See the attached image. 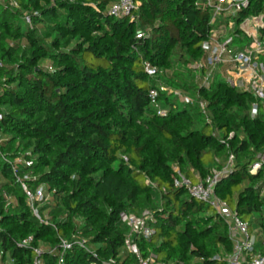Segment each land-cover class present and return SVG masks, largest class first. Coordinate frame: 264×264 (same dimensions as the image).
<instances>
[{"label":"trees","instance_id":"1","mask_svg":"<svg viewBox=\"0 0 264 264\" xmlns=\"http://www.w3.org/2000/svg\"><path fill=\"white\" fill-rule=\"evenodd\" d=\"M113 1L0 0V264H29L39 245L60 247L62 240L72 242L64 264H138L123 252L128 226L119 214L145 210L154 212V233L137 238L142 255L225 264L232 250L226 223L175 186L174 166L196 181L231 154L233 170L218 195L251 227L253 213L264 210L263 174L248 171L264 151V113L252 116V94L220 77L199 87L188 68L203 55L210 9L196 0H136L131 15L117 18L107 13ZM261 12L264 0H250L237 21ZM161 83L194 102L180 103ZM153 88L166 115L151 102ZM26 173L36 178L31 189L44 184L52 192L41 207L48 224L28 206L18 181ZM6 193L16 200L10 207ZM258 224L264 228V214ZM30 236L28 246L18 245ZM80 236L93 252L75 242ZM42 257L56 263L48 252Z\"/></svg>","mask_w":264,"mask_h":264},{"label":"built area","instance_id":"2","mask_svg":"<svg viewBox=\"0 0 264 264\" xmlns=\"http://www.w3.org/2000/svg\"><path fill=\"white\" fill-rule=\"evenodd\" d=\"M198 6L208 7L211 12V30L209 37L203 41L202 57L188 65L193 70L195 81L199 87H208L216 77L224 76L227 82L242 91L249 92L254 97L252 103V116H256L260 111L264 113V12L245 17L240 22L237 17L240 12L248 8L250 0H196ZM16 6L15 2L10 3ZM140 5L136 0H117L109 4L107 13L113 17L131 15L134 9ZM30 23V17H26ZM147 32L137 33V38H144ZM145 71L150 76L158 73L156 67L145 64ZM161 90H165L161 86ZM152 104L158 108L160 115H166L167 110L158 104L157 89L150 90ZM178 100L182 103H192L191 96L176 92ZM201 108L205 111L207 102H200ZM231 132L228 139L233 137ZM4 137L0 136V144ZM224 141V140H222ZM16 159L12 162L14 171L18 168ZM229 164L218 170L212 171L205 177L196 175V181L185 176L180 169L174 168L176 172L175 186L185 187L189 194L200 201L210 205L220 218L224 220L228 228L229 239L232 250L225 256V264H264V228L261 226L251 227L249 221L242 219L237 211L229 203L223 200L217 193V187L223 177L228 176L235 162V156H229ZM31 165L30 161H26ZM251 174L261 172L263 180L259 184V195L264 200V151L256 156L255 161L248 167ZM36 178L28 173L18 177V181L26 193L28 206L32 214L42 223L48 224L50 217L41 211V207L50 204L52 192L46 185L38 184L34 189L30 187V181ZM147 183L149 181L147 180ZM6 207L15 204V197L5 194ZM119 219L128 226V231L124 238L123 252L133 254L138 260V264H172L157 260L155 254L142 255L138 246L137 238L144 236L149 238L154 229L149 222L154 219V212L137 215L134 213L121 212ZM1 222V214H0ZM33 237L30 236L21 242L20 247L28 246ZM86 251L93 252L88 244V239L80 236L75 241ZM72 246V242L62 240L60 247H49L39 245L34 249L33 260L29 264H43L42 254L48 252L56 257L55 264H64V255L67 249ZM108 264H117L116 260L111 259Z\"/></svg>","mask_w":264,"mask_h":264},{"label":"rangeland","instance_id":"3","mask_svg":"<svg viewBox=\"0 0 264 264\" xmlns=\"http://www.w3.org/2000/svg\"><path fill=\"white\" fill-rule=\"evenodd\" d=\"M220 78L221 79H223V80H225V81H228V80H226L225 78L226 77H224V76H220ZM229 82V81H228ZM160 85H162L163 87H164V89L168 92V93H173V94H175L176 92H179V93H182L180 90H176V89H174V88H172V87H170V86H167V85H164L163 83H161ZM179 101V100H178ZM180 103H182L181 101H179ZM219 134H221V132H219ZM229 157L227 158V160L225 161V165L223 166V167H226L228 164H229ZM223 167H221V168H223ZM174 168H177V169H179V167L178 166H174ZM221 168H219V169H221ZM214 170H218V168H215V169H213L212 171H214ZM196 175H199L198 173L196 174ZM200 176V175H199ZM201 177V176H200ZM148 181H149V183L155 188L156 187V185L153 183V182H151L149 179H147ZM156 189V188H155ZM232 206H234V205H232L231 204V207ZM233 208V207H232ZM234 209V208H233ZM148 212H153L152 210H145L143 213H142V215L144 214V213H148ZM213 213H215V210L213 209ZM261 214H264V210L262 211V212H255V213H253V223H255L256 224V226H258L259 224H258V222H259V220H260V216H261ZM198 260H193V263H196Z\"/></svg>","mask_w":264,"mask_h":264}]
</instances>
